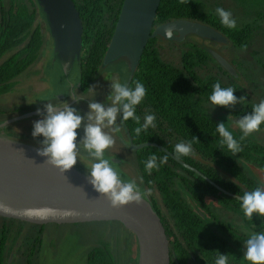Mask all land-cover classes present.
I'll use <instances>...</instances> for the list:
<instances>
[{
    "label": "trees",
    "instance_id": "16d2710c",
    "mask_svg": "<svg viewBox=\"0 0 264 264\" xmlns=\"http://www.w3.org/2000/svg\"><path fill=\"white\" fill-rule=\"evenodd\" d=\"M27 1L31 8L26 0H7V5L5 0H0V58L18 47L0 61V93L12 87L15 78L38 57L42 48L43 35L40 27L34 23L36 13L43 12L35 0ZM122 1L73 0L83 25L79 78L82 88L89 86L102 70V58ZM230 1L236 6L224 4V0H184L183 3L181 0H160L153 24L174 18H189L208 24L224 34L233 48L243 49L246 46V50L253 55L251 57H257L264 69V55L261 54L264 50V35H261L264 34V0ZM217 7L232 13L236 28L229 29L221 24L215 12ZM157 39H148L129 83L134 87V82L139 81L145 86L146 96L136 107V115L141 117L142 123L145 114H155L156 127H149L137 136L133 130L138 125L131 118L125 122V126L133 143L148 141L164 146L167 151L156 145L137 149L126 147L117 138H114L115 144L132 150L139 171L137 181L142 180L147 189L152 190L149 197L169 240L170 264H189L190 261L215 264L219 252L227 254L228 264H249L243 258V241L252 232H264V217L258 214H254L252 219L245 217L238 196L262 185L248 170H252L250 166L253 165V173H256L255 169L264 171V144L247 137L240 141L243 151L233 156L226 146L221 148V137L215 128L218 122H224L239 141L242 135L240 129L229 127L228 121L230 117L239 119L251 112V106L256 102L248 97L244 84L219 65L206 46L194 41H182L179 44L182 47L179 48L178 62L175 63L160 52L162 46L156 44ZM259 40L263 47L259 45ZM239 61L243 63L242 60L231 59L232 64L237 62V65H233L236 73L248 78V73L241 71ZM217 81L221 87L235 88L237 98L244 96L242 104L238 103L234 108L213 105L209 96L212 85ZM252 84L253 81L248 84L250 90L254 89ZM213 109L219 112L217 118L212 116ZM13 110L24 112L28 109L18 106ZM260 128L264 129V123ZM14 133L26 136L20 132ZM179 142H190L192 154L177 157L174 148ZM80 154L89 157L82 147ZM152 154L157 156V163L164 156L168 160L149 175L145 162ZM193 154L208 162L196 159ZM175 157L195 167L201 174L187 168ZM219 171L234 176L241 184L223 178ZM205 177L230 193H223ZM226 214L230 215L234 224L237 221L235 227ZM1 219L4 221L0 228V264H3L7 226L16 220L7 217ZM19 222V226L24 223ZM87 252L86 264H117L104 242L93 245Z\"/></svg>",
    "mask_w": 264,
    "mask_h": 264
},
{
    "label": "water",
    "instance_id": "95a60500",
    "mask_svg": "<svg viewBox=\"0 0 264 264\" xmlns=\"http://www.w3.org/2000/svg\"><path fill=\"white\" fill-rule=\"evenodd\" d=\"M35 2L41 8L49 29L48 43L53 46L52 55L64 72L70 74L77 66L79 86L83 32L79 11L73 0H35ZM159 3L160 0L122 1L101 63L103 69L110 68L109 66L116 69L120 74L119 81L122 83L129 85L149 38L158 37L179 43L195 35L216 44L226 43L228 40L214 27L189 18H174L154 25ZM166 30L171 32L170 36ZM207 48L219 65L236 76V69L223 54ZM116 66H124V72ZM54 96L62 98L64 95ZM40 109L42 113L46 112V109ZM36 114L37 109L28 110L0 120V130H3V133H0V215L33 223L117 221L134 236L135 252L127 264H170L169 240L160 215L153 207L149 196L139 204L132 202L119 208L112 207L107 197L97 192L89 183V171L86 165L92 162L91 158L80 154L77 163L61 173L59 169L45 163L46 157L37 153V148L41 147L39 141L42 139L32 140L27 136L16 135L6 130L10 122ZM121 124L127 130L125 122ZM119 138L122 142L127 140V146L130 148L156 145L167 151L164 146L148 141L133 143L129 134L126 139L122 136ZM193 156L208 162L198 154ZM105 158L112 162L122 179L135 180L123 169L126 160L121 156L105 152ZM175 158L187 168L195 170L194 167ZM220 173L223 178L241 184L234 176L223 171ZM135 181L141 189H145L144 183ZM211 183L225 193H230L213 181Z\"/></svg>",
    "mask_w": 264,
    "mask_h": 264
},
{
    "label": "clouds",
    "instance_id": "9594fccd",
    "mask_svg": "<svg viewBox=\"0 0 264 264\" xmlns=\"http://www.w3.org/2000/svg\"><path fill=\"white\" fill-rule=\"evenodd\" d=\"M183 2L184 0H181V3ZM215 12L220 18L222 25L229 29L236 28V20L230 11L225 10L223 7H217ZM166 33L169 36L171 35V32L167 30ZM242 50H246V46H243ZM231 65L233 66L232 63ZM76 84L77 82L72 83L73 90L68 95L76 103H79L82 97L75 91ZM110 88L111 92L107 97L108 106L91 100L88 104L87 113L83 115L79 109L70 106L67 100L59 103L48 101L43 105L46 112L42 113L41 109L37 108V115L42 118L33 122L32 136L34 138L43 137L39 141L41 147L37 148V153L46 157L45 163L59 169L61 173L71 169L77 163L82 147L92 161L86 165L89 171V183L97 192L107 197L112 207L119 208L132 202L141 203L145 197L151 195L152 190L151 188L141 189L135 178V180L128 181L122 179L121 174L113 166L112 162L105 158L106 150L116 143L114 137L105 129L119 133L121 127L117 123L118 118L121 123L131 118L138 125L133 131L139 136L142 131H147L149 127H156V116L155 114H145L141 123V117L136 115V107L146 96L145 86L139 81H135L134 87H132L126 83H121L119 80L112 79ZM235 90L231 86L221 87V83L217 81L212 85L209 100L215 106L234 108L235 105L238 103L242 104L245 100L244 96L237 98L234 95ZM251 109V112L241 116L236 122L242 133L239 141L225 127L224 122L216 124L215 131L221 137V148L226 146L233 156L243 151L240 141H243L254 132H258L261 124L264 123V99L260 100L259 103L253 104ZM81 128L84 135L78 140L79 133L77 130ZM194 139L199 141L197 137H194ZM119 142L128 147L127 140ZM192 151L190 142H179L174 148L177 157L191 155ZM157 160L158 158L155 154L150 155L146 160L145 170L149 175L153 169L158 170L160 165L166 164L168 157L160 158L159 163H157ZM196 172L198 173L199 171L196 170ZM255 178L257 179V177ZM207 179L210 181L209 178ZM222 192L225 193L224 191ZM238 199L245 217L252 219L254 214L264 217V184L251 191H245ZM243 249V258L249 264H264V232L250 233L248 238L243 241ZM215 264H228L227 254L219 252L215 259Z\"/></svg>",
    "mask_w": 264,
    "mask_h": 264
},
{
    "label": "rangeland",
    "instance_id": "374dc122",
    "mask_svg": "<svg viewBox=\"0 0 264 264\" xmlns=\"http://www.w3.org/2000/svg\"><path fill=\"white\" fill-rule=\"evenodd\" d=\"M5 3L7 5V0H5ZM26 3L28 7L31 8L32 5H30L29 1L26 0ZM224 4H228L230 6L233 5L230 0H224ZM34 6L37 7L36 4ZM233 6H236V3ZM234 10L237 12L236 9ZM36 24L40 27L44 40L41 51L38 55L39 57L15 78L14 84L9 90L5 91L3 94H0V108H3L7 112L0 115V120H3L9 116H15L19 114V111L13 110V108H15L16 106H20L28 110V107H30L31 110H35V105L43 100L52 99L54 95H68L72 90L69 81H75L78 77L77 66L70 74L68 72H64L60 64L55 59L54 55L49 52V46H51L50 43H48L50 33L45 17L43 14H40L39 11L36 13V20L34 25ZM184 40L194 41L198 45L202 44L204 46L217 50L218 52L223 54V56L230 63H232L231 59H235L236 61L242 60L243 63L241 61H239L238 63L242 67L241 71L244 70V72L246 71V73H248V78H244L240 74H236V78L239 79L240 83L244 84L247 95L253 102L259 103L260 100L264 99V69L261 68L260 61L256 60L257 57L253 59L251 57L253 55L248 52V50L233 48L230 45L229 40H227L226 43L216 44L213 41L198 38L195 35L185 38ZM180 43L181 42H170L169 40H165L162 38H158L156 42L157 45L162 46V48H160L159 50L162 54H164L165 58L172 60L175 63L178 62L179 48L182 47L181 45H179ZM261 43L262 41L259 40L260 46H262ZM17 48L18 47H15L12 51L5 53L0 58V61L10 55ZM261 54L264 55V50L261 52ZM45 58L46 65L42 69V63ZM233 65H237V62H235ZM109 67L110 68H102L100 73H98L91 84H89V97L93 98L96 101L94 96H97V94H99L100 99L97 100L98 102L104 103L105 106H108L109 103L107 97L111 92V80H119L120 75L116 69L111 68L112 66ZM117 67H120L119 70H121V72H124V66H116V68ZM251 81H253V90H250L248 87V84ZM212 116L217 118L219 116L218 110L213 109ZM41 118L42 117L40 115L36 114L28 118L10 122L6 127H10V129L15 131H21L23 132V134L24 132H28L31 135L28 136V133L25 135L33 140L37 137L34 138L32 136L33 129L30 130L29 127L33 126L34 121ZM237 121L238 119L230 117L228 126L233 129L238 128L236 123ZM105 131L110 132V134L113 136V132L110 129H105ZM0 133H3V130H0ZM249 137L251 139H256L261 144H264V129L260 128L258 132H254ZM109 149L108 150L110 152H117L114 153V155L117 154L121 156L122 154L121 157L124 156L123 158L126 160V162L123 164V169L137 180L139 171L136 168L132 150L125 149L122 145L119 144H114V146ZM250 167L252 170L255 168V166L253 165H251ZM252 170H248V173L253 174V177L255 175L260 183L264 184V171L262 172L255 169L254 171L256 173H253ZM179 172L183 173V171L180 170ZM145 189H147L146 186ZM226 216L231 220L230 215L226 214ZM235 222L237 223L236 220ZM1 223L2 222L0 218V226ZM231 223H233V221ZM236 223H233L232 226L235 227ZM12 226L14 230H17L18 224L14 223ZM45 226L46 230L42 234L44 237L43 248L45 251L37 264H85L87 251L93 245L99 244V242H104L105 245L110 248V251L114 256L117 264H127L129 258L133 256L135 252V241L133 234L130 233L125 227H123L122 224L117 221H91L82 224L76 223L74 225H57L54 223H48ZM24 230H26V228L23 227V230H21L17 235L18 238H16V240L13 242V247L19 246V244L21 247L23 241L26 240L27 233ZM14 233L15 232L12 230L11 235H14ZM51 236H54L56 239L53 246H49ZM9 244L10 240L8 242V245ZM14 250V260H17V264H20L21 258L16 259V255L19 254L20 249ZM189 264H195V262L190 261Z\"/></svg>",
    "mask_w": 264,
    "mask_h": 264
},
{
    "label": "flooded vegetation",
    "instance_id": "af4514ba",
    "mask_svg": "<svg viewBox=\"0 0 264 264\" xmlns=\"http://www.w3.org/2000/svg\"><path fill=\"white\" fill-rule=\"evenodd\" d=\"M49 52H51V53L53 52V46H50ZM38 57L36 59H38ZM32 63H30L29 65H31ZM45 65H46V58H45V60L42 63V69L45 67ZM39 78H41V77H39ZM69 82L71 84L70 87H73L72 83L73 82H77V79L75 81H69ZM91 82H90V84H91ZM89 87H90V85L87 86V87L82 88V86L80 85V82H79V86L77 84L75 85V91H76V93L82 97L80 99V102L79 103H76L75 100H73L72 98H70L69 95H64L62 98H57V97L54 96L52 99H47V100H43V101L39 102L38 104L35 105V108L36 109L37 108H43V105L45 103H47L48 101H51L53 103H59L61 101L67 100V102L69 103L70 106H74L77 109H79L80 112H81V114L83 115V114L87 113V111H88L87 108H88L89 102L91 100H94L93 98L89 97ZM43 90H41V91H43ZM4 92H2L0 94H3ZM98 96H99V94H97V96H94V98L96 99L97 102H98L97 99H100V96L99 97ZM16 107H18V106H16ZM10 111H13V110H10ZM10 111H8V112H10ZM5 112L6 111L3 108H0V115L1 114H4ZM9 117H11V116H9ZM9 117H6V118H9ZM26 118H28V117H26ZM117 123L120 124L121 131L119 133L113 132L112 134H113V137L114 138H117L118 141H121V139L119 137L120 136H122V137L124 136L123 138L126 139L128 134L126 133V130L124 129V127L120 123L119 118L117 120ZM30 127H29L30 130L33 129V126H30ZM7 130L8 131H11L13 133L14 132L23 133L21 131L12 130V129H10V127H8ZM77 131L79 133V136H78L77 139L79 140L80 138L83 137L84 133H83V129L82 128L81 129H78ZM27 133L28 132H24V134H27ZM28 134L31 135L30 133H28ZM37 138L38 139H40V138L43 139L42 136H39ZM109 150H112V149H109ZM109 150L107 149L106 152L107 153H113V152H110ZM84 152L87 154V152L85 150H84ZM0 217H1V215H0ZM1 218H4V216H2ZM7 218H9V217H7ZM14 219L16 220V221H14V223L15 224H18L17 230H14L13 229V226L12 225L14 223L12 221H11V224H9L8 221H6L8 223V226H7V228H8V230H7L8 234H7V237L5 238V242H4V245H3V255H2V257H3V264H17V260H14V255H15V250L14 249H20L19 254L16 255V259L17 258L18 259L21 258L20 260H21V263L22 264H37L38 261H39V259H41L42 254L45 251L44 248H43L44 237H43L42 234L45 232V230H46V226L45 225L48 224V223H54V224H57V225H64V224H72V225H74L76 223L82 224V223H85V222H91V221H80V222H69V223L68 222H65V223H62V222L33 223V222H29L27 220H22V219H17V218H14ZM19 220L24 221V223H21V226H19V224H20ZM3 221L1 219V222H3ZM23 227L26 228V230H24V231L27 233V238H26V240L23 241V244L21 245V247H20V244H19V246L13 247L12 244L16 240V238H18L17 235L19 234V232L21 230H23ZM0 228H1V226H0ZM12 230L15 232L14 235H11ZM28 233H30V234H28ZM9 240H10V244L8 245ZM55 240H56L55 237L54 236H51V239L49 241V246H53L54 243H55ZM95 245H98V244H95ZM87 255H88V252L86 254V259H87ZM86 259H85V264H86Z\"/></svg>",
    "mask_w": 264,
    "mask_h": 264
}]
</instances>
